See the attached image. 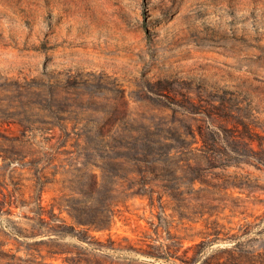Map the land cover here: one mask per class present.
<instances>
[{
    "label": "rangeland",
    "instance_id": "374dc122",
    "mask_svg": "<svg viewBox=\"0 0 264 264\" xmlns=\"http://www.w3.org/2000/svg\"><path fill=\"white\" fill-rule=\"evenodd\" d=\"M0 264H264V0H0Z\"/></svg>",
    "mask_w": 264,
    "mask_h": 264
},
{
    "label": "trees",
    "instance_id": "16d2710c",
    "mask_svg": "<svg viewBox=\"0 0 264 264\" xmlns=\"http://www.w3.org/2000/svg\"><path fill=\"white\" fill-rule=\"evenodd\" d=\"M163 175H167V173H162ZM144 180L147 179V176H145L143 178ZM163 188H165V191L167 192V195H170L171 197L173 198H177L178 197V192H177V189L176 187H174L173 185H168V184H163L162 185ZM154 192H155V189L153 187H151L150 189H146V194L150 200H151V203L153 204L154 201H155V197H154ZM163 195L164 194H161L158 192V198H160L161 200L163 199ZM72 216H74L75 218H77L79 220V222H82V223H88L89 221V217L85 214H82V213H71Z\"/></svg>",
    "mask_w": 264,
    "mask_h": 264
}]
</instances>
